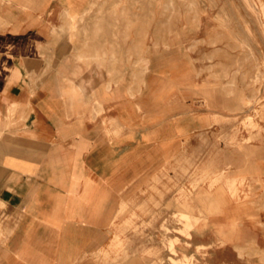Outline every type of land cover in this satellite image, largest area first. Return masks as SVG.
Returning a JSON list of instances; mask_svg holds the SVG:
<instances>
[{
	"label": "crops",
	"instance_id": "obj_1",
	"mask_svg": "<svg viewBox=\"0 0 264 264\" xmlns=\"http://www.w3.org/2000/svg\"><path fill=\"white\" fill-rule=\"evenodd\" d=\"M90 2L0 0V264H157L118 258L124 213L112 220L126 197L142 210L143 179L207 122L156 54L142 71L118 37L73 35ZM238 253L226 242L204 262Z\"/></svg>",
	"mask_w": 264,
	"mask_h": 264
},
{
	"label": "rangeland",
	"instance_id": "obj_2",
	"mask_svg": "<svg viewBox=\"0 0 264 264\" xmlns=\"http://www.w3.org/2000/svg\"><path fill=\"white\" fill-rule=\"evenodd\" d=\"M76 24L91 43L118 37L142 71L156 54L207 121L143 179L142 210L129 197L118 207V258L205 264L232 242L246 264H264V0H91Z\"/></svg>",
	"mask_w": 264,
	"mask_h": 264
}]
</instances>
